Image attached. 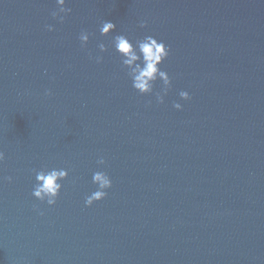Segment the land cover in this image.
Masks as SVG:
<instances>
[{
  "label": "water",
  "instance_id": "obj_1",
  "mask_svg": "<svg viewBox=\"0 0 264 264\" xmlns=\"http://www.w3.org/2000/svg\"><path fill=\"white\" fill-rule=\"evenodd\" d=\"M65 6L59 22L55 0H0V264H264V92L198 1ZM120 33L169 46L163 103L159 80L132 88ZM53 167L68 176L47 205L33 169ZM97 170L112 185L85 206Z\"/></svg>",
  "mask_w": 264,
  "mask_h": 264
},
{
  "label": "clouds",
  "instance_id": "obj_2",
  "mask_svg": "<svg viewBox=\"0 0 264 264\" xmlns=\"http://www.w3.org/2000/svg\"><path fill=\"white\" fill-rule=\"evenodd\" d=\"M56 9L51 12L53 19L63 22L66 14L71 12V9L66 7V0H55ZM146 21L141 20L139 26L145 27ZM47 30L52 31L53 25L45 26ZM116 25L109 20H105L99 26V33L101 36H106L114 31ZM91 34L82 30L79 34V41L81 47H84ZM112 49L119 55L122 68L126 70V74L131 81V86L140 94L153 93L154 84L159 80L162 84L160 91L155 92L157 103H163L164 97L171 86V77L166 70L162 69L160 65L168 57L170 48L162 40H158L152 35H145L142 39H137L134 42L126 35L120 33L112 36L110 41ZM101 53L107 51V45L100 42L97 45ZM102 56L97 55L95 61L100 63ZM45 94H50L49 90ZM180 99H189V92L180 90L178 93ZM175 109H181L182 105L179 102H174L172 105ZM3 151H0V162L4 160ZM98 165H104L105 159L100 156L97 159ZM35 175V183L32 187V196L47 205H54L62 188V183L67 176L68 170L65 168H41L39 170L33 169ZM9 181L12 177H5ZM91 182L96 185V190L86 195L84 198L85 206H90L95 201L103 199L107 195V189L112 185V180L109 175L103 170H97L92 173ZM42 214V213H40Z\"/></svg>",
  "mask_w": 264,
  "mask_h": 264
}]
</instances>
